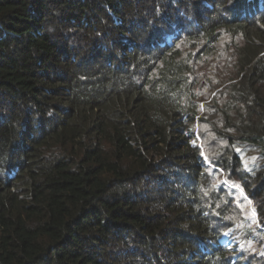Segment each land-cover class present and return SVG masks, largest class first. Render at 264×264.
I'll return each instance as SVG.
<instances>
[{
	"label": "trees",
	"instance_id": "1",
	"mask_svg": "<svg viewBox=\"0 0 264 264\" xmlns=\"http://www.w3.org/2000/svg\"><path fill=\"white\" fill-rule=\"evenodd\" d=\"M235 182L264 224V0H0V264H264Z\"/></svg>",
	"mask_w": 264,
	"mask_h": 264
},
{
	"label": "rangeland",
	"instance_id": "2",
	"mask_svg": "<svg viewBox=\"0 0 264 264\" xmlns=\"http://www.w3.org/2000/svg\"><path fill=\"white\" fill-rule=\"evenodd\" d=\"M220 68L223 69L224 65H222ZM222 89H224V88L221 87V89H219V91H221ZM206 104H213V102L211 101V98L206 99L204 101V105H206ZM209 142L211 143L210 149H213L214 151H218L219 146L214 141L212 142L211 140H209ZM210 164H211L210 160L206 156H203V165L207 167ZM227 180H228V177L226 175L224 177V181H227ZM228 183L230 184V182H228V181H227V184L226 183L225 184L228 185ZM232 185H233V189L236 193L235 196L238 197L239 194L242 195V196H239L241 201L239 202V204H236V207L233 210L234 215L241 218V219L237 220V225H238L237 229L245 228L248 225H250L251 227L257 228L258 230H260L264 233V224L261 221V215L259 213V209H258L259 207L257 206L256 201L251 199L246 194L247 193L246 190H244V188L242 187V185L240 183L235 182ZM237 185L239 187H235ZM245 197H246V199H245ZM253 211L255 212L254 217H253ZM240 214L243 216V220H242V217L239 216ZM259 238H261L263 240L260 242L255 241V242H253V244H249V245L253 248H256L257 246L259 247V246L263 245L264 235L263 234L259 235ZM224 242L229 246L235 245V242L230 241V239H228V238H226ZM262 248H263V246H262Z\"/></svg>",
	"mask_w": 264,
	"mask_h": 264
},
{
	"label": "snow or ice",
	"instance_id": "3",
	"mask_svg": "<svg viewBox=\"0 0 264 264\" xmlns=\"http://www.w3.org/2000/svg\"><path fill=\"white\" fill-rule=\"evenodd\" d=\"M237 151H239V149H237ZM225 183L227 184V181H225ZM235 187H239L238 185L237 186H235ZM245 199H246V197H245ZM250 203V202H249ZM255 216V212L253 211V217Z\"/></svg>",
	"mask_w": 264,
	"mask_h": 264
}]
</instances>
